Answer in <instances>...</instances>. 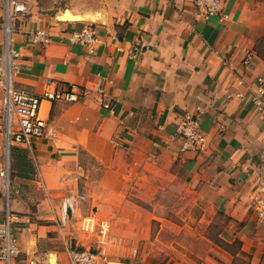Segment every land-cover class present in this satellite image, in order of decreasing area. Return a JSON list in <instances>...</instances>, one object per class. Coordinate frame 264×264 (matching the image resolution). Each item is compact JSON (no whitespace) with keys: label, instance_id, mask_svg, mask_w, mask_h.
Listing matches in <instances>:
<instances>
[{"label":"crops","instance_id":"0c3cea01","mask_svg":"<svg viewBox=\"0 0 264 264\" xmlns=\"http://www.w3.org/2000/svg\"><path fill=\"white\" fill-rule=\"evenodd\" d=\"M19 1L27 10L11 35L23 64L16 85L41 93L54 79L86 95L74 103L44 101L45 134L29 148L17 146L27 152L33 178L15 176L6 186L0 177V222L8 216L19 239L16 264H70L68 252L77 247L103 249L101 264H264V226L252 208L264 195V112L251 99L264 88V58L254 49L264 0H226L222 13L208 18L195 15L190 0ZM3 9L0 0V54ZM66 9L87 18L65 19ZM87 26L99 36L90 54L72 41ZM37 29L48 42H30ZM185 111L207 138L198 152H179L170 141ZM80 151L99 166L97 178L85 174ZM161 158L157 187L171 177L174 187L239 224L233 254L211 248L201 263H164L162 225L151 237L149 212L129 199H151L138 179L152 187L148 162ZM65 200L71 208L61 222ZM89 219L93 231L83 228Z\"/></svg>","mask_w":264,"mask_h":264},{"label":"built area","instance_id":"2783aa9c","mask_svg":"<svg viewBox=\"0 0 264 264\" xmlns=\"http://www.w3.org/2000/svg\"><path fill=\"white\" fill-rule=\"evenodd\" d=\"M4 13L2 26L4 31V51L0 54V143L4 161L0 166V177L8 185L10 175V152L17 146L29 148L34 139L45 134L47 116L41 114V105L44 101L50 103H74L85 98L86 90L77 85H64L54 79H47L41 93H33L24 87L16 85L17 77L23 69L19 60V52L11 46V35L15 22H21L25 17L27 7L19 0H2ZM194 14L203 18L219 16L222 13L226 0H190ZM31 43H46L48 38L44 31L35 30L29 34ZM73 42L85 47L90 54L99 42V36L93 26L83 27L73 32ZM134 51H130V58L134 59ZM261 82L260 79H258ZM97 93H103L102 88H97ZM252 102L258 112H264V88L259 85L252 96ZM206 135L200 131L196 116L185 111L181 114L175 131L170 135L179 152H198L206 144ZM71 208L68 200L64 202V215ZM253 212L259 224L264 226V195L253 199ZM83 228L93 231L95 223L92 219L83 222ZM107 227L100 225L99 234L106 237ZM20 252L19 239L14 233L12 221L6 216L0 222V263L16 264ZM70 264H101L103 249L71 248L68 252Z\"/></svg>","mask_w":264,"mask_h":264},{"label":"rangeland","instance_id":"374dc122","mask_svg":"<svg viewBox=\"0 0 264 264\" xmlns=\"http://www.w3.org/2000/svg\"><path fill=\"white\" fill-rule=\"evenodd\" d=\"M254 49L264 58V30L258 34ZM79 153V161L85 170V174L97 178L101 172L97 163L93 162L85 152L80 151ZM9 158L10 180L15 176L33 178V166L26 151L14 147L11 149ZM3 161L4 155L0 143V166H2ZM164 164V158H161L160 161L150 160L148 162V169L153 171L150 173L154 176L152 187L149 182L142 178L134 177L141 181L139 182L141 183V190L146 191L148 189L151 191L152 195L149 201L143 202L135 199V196L129 195V199H132L141 210L149 212L152 219L151 237L157 235L158 229L162 225L163 231L161 233L163 234L159 236V239L161 238V241L168 246V254L164 263L167 260L170 262L195 260L201 263L204 262V257L207 254H214L211 248L219 251L217 255L225 252L233 254L238 248V241L233 240L235 238L234 231L239 227V224L231 220L223 211L208 205L190 189L174 187L171 177L163 178L168 185L167 187H157L156 184L162 179L161 167ZM83 179H85L84 175L80 174L79 183ZM229 231L231 232L229 233ZM238 260L242 259L238 258Z\"/></svg>","mask_w":264,"mask_h":264},{"label":"water","instance_id":"95a60500","mask_svg":"<svg viewBox=\"0 0 264 264\" xmlns=\"http://www.w3.org/2000/svg\"><path fill=\"white\" fill-rule=\"evenodd\" d=\"M63 18L65 19H71V20H78L79 19V16L78 15H72L69 10H65L64 13H63Z\"/></svg>","mask_w":264,"mask_h":264},{"label":"bare ground","instance_id":"6f19581e","mask_svg":"<svg viewBox=\"0 0 264 264\" xmlns=\"http://www.w3.org/2000/svg\"><path fill=\"white\" fill-rule=\"evenodd\" d=\"M92 15H93V13H92ZM95 17H96V15H95ZM84 18H87V17L79 16V19H78V20H81V19H84ZM93 18H94V17H93Z\"/></svg>","mask_w":264,"mask_h":264},{"label":"trees","instance_id":"16d2710c","mask_svg":"<svg viewBox=\"0 0 264 264\" xmlns=\"http://www.w3.org/2000/svg\"><path fill=\"white\" fill-rule=\"evenodd\" d=\"M260 56L262 57V55L260 54ZM263 58V57H262Z\"/></svg>","mask_w":264,"mask_h":264}]
</instances>
